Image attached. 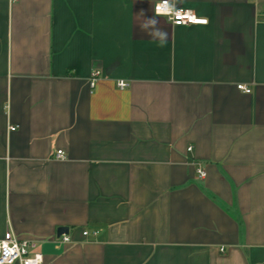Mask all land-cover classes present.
Returning <instances> with one entry per match:
<instances>
[{
  "label": "crops",
  "instance_id": "obj_1",
  "mask_svg": "<svg viewBox=\"0 0 264 264\" xmlns=\"http://www.w3.org/2000/svg\"><path fill=\"white\" fill-rule=\"evenodd\" d=\"M157 1L0 0V239L42 264H264V0L164 42Z\"/></svg>",
  "mask_w": 264,
  "mask_h": 264
},
{
  "label": "built area",
  "instance_id": "obj_2",
  "mask_svg": "<svg viewBox=\"0 0 264 264\" xmlns=\"http://www.w3.org/2000/svg\"><path fill=\"white\" fill-rule=\"evenodd\" d=\"M158 4L161 5V14L157 16L164 17L173 26H195L207 23L206 19L200 18L186 9L175 7L174 12H169L168 8L164 6V0H159L153 4V13L155 15ZM117 87L120 90L125 89L127 83L120 81L117 83ZM236 89L244 94L250 93V89L244 85H237ZM14 130L15 128L13 127L9 128V131ZM64 158L62 151H56L55 159L63 160ZM197 175L199 178H204L205 173L198 169ZM82 235L87 236L88 233L83 232ZM57 240L61 243L69 242V238L66 235L59 236ZM35 245L34 241L18 239L11 231H6L0 239V264H42V255L33 251Z\"/></svg>",
  "mask_w": 264,
  "mask_h": 264
},
{
  "label": "clouds",
  "instance_id": "obj_3",
  "mask_svg": "<svg viewBox=\"0 0 264 264\" xmlns=\"http://www.w3.org/2000/svg\"><path fill=\"white\" fill-rule=\"evenodd\" d=\"M164 6L168 8L169 12L175 11L174 0H171V2H169V0H164ZM159 14H161V5L158 4L156 7V15ZM156 15L146 17L145 13L142 11L140 13L142 18L141 28L147 31L153 38H158L161 42H164L167 40L168 34L159 28V20L156 18Z\"/></svg>",
  "mask_w": 264,
  "mask_h": 264
},
{
  "label": "water",
  "instance_id": "obj_4",
  "mask_svg": "<svg viewBox=\"0 0 264 264\" xmlns=\"http://www.w3.org/2000/svg\"><path fill=\"white\" fill-rule=\"evenodd\" d=\"M67 233V229L65 228H60L57 230V236H61L62 234H66Z\"/></svg>",
  "mask_w": 264,
  "mask_h": 264
}]
</instances>
